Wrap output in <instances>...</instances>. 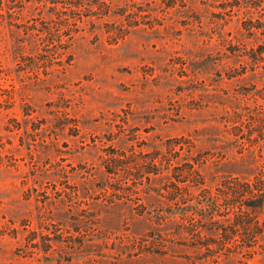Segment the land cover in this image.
Here are the masks:
<instances>
[{
	"label": "rangeland",
	"instance_id": "374dc122",
	"mask_svg": "<svg viewBox=\"0 0 264 264\" xmlns=\"http://www.w3.org/2000/svg\"><path fill=\"white\" fill-rule=\"evenodd\" d=\"M261 167L264 0H0V264H264L200 193Z\"/></svg>",
	"mask_w": 264,
	"mask_h": 264
},
{
	"label": "trees",
	"instance_id": "16d2710c",
	"mask_svg": "<svg viewBox=\"0 0 264 264\" xmlns=\"http://www.w3.org/2000/svg\"><path fill=\"white\" fill-rule=\"evenodd\" d=\"M172 159L168 161L169 171V189L170 200L184 199L183 191L186 188L202 185L196 181L197 163H185L187 170H181L180 167H174ZM155 166V164H154ZM178 173H177V172ZM176 172V173H175ZM174 173V175H173ZM176 174V175H175ZM173 178V179H172ZM193 185V186H192ZM206 194L211 204L209 211L223 210L229 214L221 216L220 222H227L231 225V231L248 234L251 241L246 248L253 250L259 237L264 236V167H261L251 180H245L242 183L234 181L233 183H224L215 192L207 189H201ZM214 216H208L207 219H214ZM233 234V233H232Z\"/></svg>",
	"mask_w": 264,
	"mask_h": 264
}]
</instances>
